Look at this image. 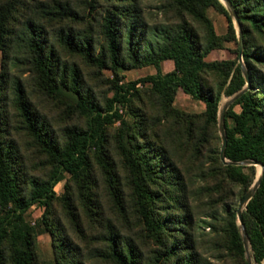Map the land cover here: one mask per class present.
I'll use <instances>...</instances> for the list:
<instances>
[{
	"label": "trees",
	"instance_id": "trees-1",
	"mask_svg": "<svg viewBox=\"0 0 264 264\" xmlns=\"http://www.w3.org/2000/svg\"><path fill=\"white\" fill-rule=\"evenodd\" d=\"M104 1L110 5L101 24L104 42L96 45L86 28L67 23L52 33L63 51L112 68L116 74L108 87L112 93L99 97L77 63L64 59L60 46L49 39L46 22L53 14L74 20L75 11L68 2L40 1L48 8L46 19L40 18L44 8L31 5L30 0H0L3 57L14 37H20L18 44L24 48L23 58L30 63L38 88L73 106L82 120L63 125L61 134L3 62L0 264H48L37 246L40 232L51 236V264L82 263L83 253L62 219L81 238L94 240L103 264H216L200 251L193 231L194 212L188 199L192 174L217 175L212 188L223 206L230 207L214 215L217 222L209 221L220 233L215 245L235 256L236 264H250L230 193L236 186L239 198L243 197L253 181L255 165L231 161L255 159L264 166V71L258 66L264 63V45L257 42V35L264 31V0H230L242 29L243 47L239 53L237 44L236 51L246 66L249 87L224 113L227 163L215 143L221 139L219 101L222 94L241 89L246 79L241 62L206 58L213 48L236 40L223 2L159 0L164 19L149 22L139 0ZM29 7L34 15L25 14ZM209 7L225 16L224 33L216 32ZM13 21L19 27L11 25ZM167 59L173 67L163 71ZM145 65H152L155 72L119 82L120 69ZM177 88L202 100L203 110L177 107L173 103ZM30 140L49 163L41 174L30 171L23 151ZM62 179L63 190L57 193L54 186ZM56 203L61 212L56 211ZM33 205L42 206L43 211L31 221L25 213ZM242 223L254 262L264 264V172L242 209Z\"/></svg>",
	"mask_w": 264,
	"mask_h": 264
},
{
	"label": "rangeland",
	"instance_id": "rangeland-1",
	"mask_svg": "<svg viewBox=\"0 0 264 264\" xmlns=\"http://www.w3.org/2000/svg\"><path fill=\"white\" fill-rule=\"evenodd\" d=\"M31 5L33 3L40 6V8H44L43 15H41V10H37V15H41L40 18L50 17V15H45L46 11H48L47 7L41 6L39 3L40 1L46 2L49 4H53L55 1H61L62 3L68 2L72 10L75 11L73 21L72 17L67 16L66 18H61L59 15H54L53 18L49 19L46 22V26H49V35L55 44L58 45L57 35H53V30L60 28L61 24H72L76 29L86 28L92 36H94L96 45L98 42H104L105 34L102 28V21L103 15L105 14V8L110 6L104 0H30ZM222 1V0H221ZM140 4L144 7V11L146 14V19L149 22L163 20L165 14L159 7V0H139ZM223 2V1H222ZM226 6V4L223 2ZM57 10L62 11L60 8L52 6ZM29 7L28 13L25 14H32L34 15L35 12L30 9ZM227 8V6H226ZM228 9V8H227ZM229 11V10H228ZM230 13V12H229ZM208 14L210 15L211 19L213 20V24L217 33H224L226 31V18L223 14L214 10V8L209 7ZM231 15V13H230ZM234 27L236 29V40H228L225 41L222 47L213 48L206 58L208 60L211 59H235L237 62H241V66L244 67L243 58L237 55L236 47L238 42V24L234 20L233 16L231 15ZM23 16L21 17V19ZM47 19V18H46ZM240 24V22H239ZM11 25H15L19 27V22L13 21ZM241 28V25H240ZM242 31V29H241ZM257 42L262 43L264 45V31L262 34L257 35ZM22 39L18 36L14 37L13 44L11 43V48H9L8 55L3 57V50L0 47V69L3 66V62L11 74V76H19V79L24 83L27 92L34 102L35 106L40 110L41 113L44 115H48L52 125L58 129V131L62 132V126L66 124H78L81 123V117L79 113L75 110L73 106H69L68 104L65 106L61 100H58L54 96L48 94L44 90H40L36 84V80L34 78L33 71L29 70V65L26 62V59L23 57L25 56L24 48L21 47L18 43ZM60 46V45H58ZM242 47H243V36H242ZM61 52V56L64 59H68L69 61H75L79 68L82 70L84 78L87 79L91 87H94L96 93L99 94V97L104 95L110 96L111 90L108 88L110 85V80L116 77V74L112 70V68L107 66H99L94 64L90 60L84 59L78 53H67L63 51L64 49L60 46L59 48ZM240 53V52H239ZM258 66L261 71H264V63H258ZM173 67V62L170 59H167L162 64L163 71H167ZM120 73L123 75L120 81H127L130 79H135L147 73L155 72V68L152 65H145L141 67H133L130 69H120ZM118 76V75H117ZM137 85L141 86V83ZM148 85V84H147ZM9 96H11L10 89L8 90ZM231 95H221V99L219 101V107L222 106L224 101H226ZM11 102V101H10ZM9 102V103H10ZM173 103L186 111H201L204 108V102L199 99H195L191 97L188 93L184 92L181 88H177L175 91ZM67 107V108H66ZM66 108L67 110H65ZM235 109H238V105L234 106ZM118 121H116V124ZM218 133L221 138V134L219 131V124H218ZM62 134V133H61ZM219 147V151L221 149L222 138L220 141L215 142ZM23 151H25L26 159L28 162V166L31 172L35 174H41L46 171L49 163L46 159V156L41 154L32 143V141H28L25 143L23 147ZM227 163V162H225ZM245 164H252V163H245ZM255 165V174L253 181L255 180L256 176L261 170V166L257 163H253ZM209 161L204 162V166H208ZM208 168L206 172H208ZM68 176V173L65 174ZM199 174H192V181L190 182L191 192L189 195V201L193 207L194 212V234L197 238V244L200 251L206 255L211 261L216 264H236V257L232 256L226 252H223L221 247L215 245L216 240L219 238V234H217V229L210 225L209 221L217 222L218 220L214 215H219L220 212H225V209L229 208L230 206H223V202L219 199V194L217 190L212 188V186L216 183L217 175H207L205 177L198 176ZM65 179H62L58 183L55 184L54 189L57 193H61L63 190V183ZM252 181V183H253ZM250 184V186L252 185ZM249 186V187H250ZM248 187V188H249ZM230 201H232L233 206L237 207L240 202L239 198V188L233 187L232 192L230 193ZM225 207V208H224ZM245 206H243L244 209ZM224 208V211H223ZM55 209L57 212H61V207L58 203L55 204ZM43 211V207L39 205L31 206L25 213V217L28 220L34 221L37 217H39L40 213ZM63 223H65L70 231V234L77 243V247H79L82 251V259L83 262L79 264H86L88 262H93L96 264H103V261L98 256V252L96 251V247L94 246V240H87L81 238L77 235L68 225L66 219H62ZM237 223L240 225L238 217ZM217 224V223H216ZM91 241V242H90ZM37 246L39 249L40 256L44 259V262L51 264L54 259V247L52 243L51 236L48 232H40L37 234ZM251 253V251H250ZM246 257V255H245ZM251 264H260L258 262H254L253 257L251 255Z\"/></svg>",
	"mask_w": 264,
	"mask_h": 264
},
{
	"label": "water",
	"instance_id": "water-1",
	"mask_svg": "<svg viewBox=\"0 0 264 264\" xmlns=\"http://www.w3.org/2000/svg\"><path fill=\"white\" fill-rule=\"evenodd\" d=\"M229 12L231 13V15L233 16L234 20L237 22L238 24V42H239V51L241 53L242 50V31L240 28V24H239V20H238V16L236 13L235 8L233 7L232 3L230 0H222ZM242 71H243V75L246 79V83L245 85L239 89L238 91H236L235 93H233L226 101H224V103L222 104V106L220 108H218V124H219V131L221 134V138H222V144H221V149H220V156L224 161H229L225 158L224 155V150H225V145H226V132H225V124H224V113L225 110L227 109V107L234 101V99L239 96V94L244 91L247 87H249V75L247 72L246 67H244L242 65ZM233 163H257L261 166V170L258 173V175L256 176L255 180L253 181L252 185L246 190V192L244 193L243 197L241 198L239 205L237 207V217L239 220V229H240V233H241V237L243 240V244H244V248H245V255H246V259L247 261L251 264V253H250V245H249V239H248V235L247 232L245 230V227L242 223V209L243 206H245V204L247 203V201L249 200V198L252 196L254 190L256 189L259 180L264 172V166L263 164L255 159H244L241 161H231Z\"/></svg>",
	"mask_w": 264,
	"mask_h": 264
}]
</instances>
